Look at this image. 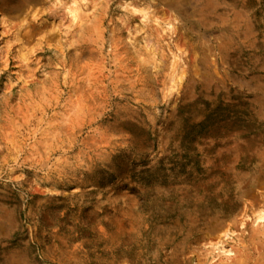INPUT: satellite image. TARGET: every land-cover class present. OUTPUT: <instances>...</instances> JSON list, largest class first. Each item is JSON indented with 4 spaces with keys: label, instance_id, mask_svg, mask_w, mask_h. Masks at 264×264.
Segmentation results:
<instances>
[{
    "label": "rangeland",
    "instance_id": "1",
    "mask_svg": "<svg viewBox=\"0 0 264 264\" xmlns=\"http://www.w3.org/2000/svg\"><path fill=\"white\" fill-rule=\"evenodd\" d=\"M259 84L264 0H0V264H264Z\"/></svg>",
    "mask_w": 264,
    "mask_h": 264
},
{
    "label": "water",
    "instance_id": "2",
    "mask_svg": "<svg viewBox=\"0 0 264 264\" xmlns=\"http://www.w3.org/2000/svg\"><path fill=\"white\" fill-rule=\"evenodd\" d=\"M254 182L246 187L241 188V195L237 204L238 214H241L245 207L249 205L256 206L264 200V171L254 177ZM227 220L221 221L219 224L215 225L211 230L205 233L208 239L216 240L221 234L229 228ZM234 224V222H233Z\"/></svg>",
    "mask_w": 264,
    "mask_h": 264
},
{
    "label": "bare ground",
    "instance_id": "3",
    "mask_svg": "<svg viewBox=\"0 0 264 264\" xmlns=\"http://www.w3.org/2000/svg\"><path fill=\"white\" fill-rule=\"evenodd\" d=\"M37 9V8H36ZM34 10V9H33ZM25 11V10H24ZM32 12H34V11H32ZM36 12V11H35ZM35 12H34V14H35ZM25 13V12H24ZM30 14V13H29ZM21 15V14H20ZM32 15V14H31ZM163 15V14H162ZM20 17V16H19ZM27 17V16H26ZM29 17V16H28ZM19 19V22H22V25L21 26H23V21H25L24 19H25V16H22L21 18H18ZM16 21V20H15ZM26 23V22H25ZM24 23V24H25ZM21 24V23H20ZM11 26V25H10ZM13 27V26H12ZM17 27H19V26H17ZM17 36V35H16ZM18 37H20V36H18ZM14 38V37H13ZM40 38H42V36L40 37ZM55 41H57V40H55ZM185 41V40H184ZM184 41H182V40H180L179 41V46L181 47V46H183L184 44H185V42ZM21 44V43H20ZM29 47V46H28ZM20 48V47H19ZM27 47H22V48H20L19 49V53H20V56L21 57H24V59H25V54H26V52H27ZM145 51V50H144ZM146 52V51H145ZM151 52V51H150ZM28 53V52H27ZM147 54H148V52H146ZM27 55V54H26ZM148 55H146L145 57H147ZM21 59H23V58H21ZM175 74V71H173V74H172V76H171V78L173 77V75ZM170 78V79H171ZM173 79V78H172ZM171 79V80H172ZM263 83V82H262ZM260 92H259V95H258V97H257V103H258V105H259V111H260V113H261V115H264V85L263 84H259V85H257V87H256ZM262 150V149H261ZM260 150V151H261ZM262 152H263V150H262ZM260 153V152H259ZM264 154V153H263ZM262 156V155H261ZM263 157V156H262ZM257 219H264V212L262 211V212H260L258 215H257V217H256V220ZM232 232L230 231V230H228V229H226L222 234H221V236L219 237V240L218 241H216L212 246H214L215 248H218V246H219V244H220V242H222V239L223 238H227V237H229L230 236V234H231Z\"/></svg>",
    "mask_w": 264,
    "mask_h": 264
}]
</instances>
